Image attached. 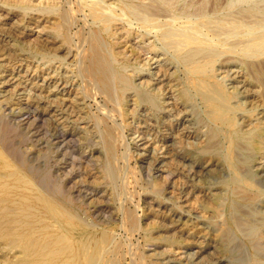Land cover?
Returning <instances> with one entry per match:
<instances>
[{
    "label": "rangeland",
    "instance_id": "obj_1",
    "mask_svg": "<svg viewBox=\"0 0 264 264\" xmlns=\"http://www.w3.org/2000/svg\"><path fill=\"white\" fill-rule=\"evenodd\" d=\"M34 1L37 4L40 0ZM65 1L74 5L77 16H73L70 28L63 32L62 29L60 30L61 24L57 14L43 15L35 9L24 11L18 7L7 6L4 0H0V133L2 130H8L14 142L18 143L16 146L23 150L19 148L21 154L24 152L22 156L28 169L30 168L29 176L36 189L43 195L57 194L67 199L68 206L78 213V218L94 235L111 234L115 241L120 243L119 264H240L234 261L239 256L233 254L232 249L235 245L241 247L243 257H252L256 263L264 264V226H262L264 225V187L259 184L258 177L254 179L251 186L237 181V178H240L235 175L231 164L234 157L238 158L240 162L238 167L243 169L264 157V134L261 135V133L259 135V147L261 148L258 149L257 156H251L249 152L251 137L256 135V138L259 134L258 127L264 126V55L258 53L255 58H249L243 51L247 43L240 44L242 39L251 38V32H253L251 26L255 24V20L261 19V11L248 12L250 17L244 19L238 13L259 2L262 5L259 3L257 6L261 8L264 2L241 0V3H235L233 7L225 5L220 11L208 12L209 16L205 18L206 20L213 22L221 20L225 23L235 20L241 24L245 23L246 28L243 32L245 37L221 34L215 24L212 25L215 28H210V30L205 27L202 30L201 39L209 38L216 43L221 49V56L213 61L204 54H197L198 60L195 58V62L187 63L183 58L184 55L196 52L197 50L194 49L197 46L178 47L175 42L163 39L160 30H149L142 27L141 16L140 18L136 16L137 7L139 8L138 2L132 1L136 6L130 2L129 13L126 12L127 14L119 19L121 22L116 20L114 21L115 26L109 28L106 27L105 21L100 17L96 18L91 13L88 6L91 0ZM155 1L171 14L169 13V17L153 20V23L168 24L184 30L185 26L194 28L193 23H198V18L201 17L194 14L198 0H153ZM76 3H79L80 7ZM80 8L84 10L79 11ZM186 9H190L189 14L185 12ZM107 11L112 14L111 11ZM116 12V14H123L125 10L118 8ZM85 18L87 20H84ZM96 32L101 37L104 50L117 72L118 83L122 84L119 89L122 91L118 92V104L109 103L100 87L97 88L94 82L90 84L81 72L82 54L88 49L90 39ZM77 48L81 52V56L78 57L81 58L76 56ZM179 53L180 55H176ZM224 63H228L235 70H240L247 78L244 89L240 87L237 90L225 74L222 75ZM251 76H255V79ZM82 77L84 80L79 79ZM93 84L96 85L91 86ZM217 86L220 87H218L220 92L215 88ZM92 89L97 92L95 93ZM251 90L256 91H254L255 95H261L259 97L263 98L261 100L263 103L250 104ZM213 91L214 94L218 93V96L215 94V97L212 94ZM219 94L222 95H220L221 98ZM220 102L223 103V107L225 105V110ZM152 104L155 105L152 106ZM205 105L206 107H203ZM99 106L105 107L111 116L103 117ZM175 112L178 113L175 114ZM102 119L108 122L106 125H116L117 128L120 125L117 129L121 137V145L118 149L119 162L115 163V168L119 171L117 182L113 181L111 176L107 177L106 181L103 180L107 163L99 164L90 160L94 153L105 151L101 141L105 130V123ZM247 124L250 125L244 128ZM240 128L243 129L241 135L238 133ZM13 132L14 134H11ZM195 133L198 134L195 135ZM210 134H214L213 137ZM234 138H237V145L232 144ZM172 139L175 143L177 140L176 145L179 150L181 149L194 159L197 157L195 160L199 162L203 159L204 161L210 159V154H204L202 149L204 151L206 148L215 150L216 156L220 158V166L226 172L223 183L208 177L205 179L207 185H203V180L190 177L181 170L177 171L176 176L156 170L154 172L153 168L151 170V167L141 160V155L145 153L154 157L153 159L158 158L164 152L165 147L163 146H166ZM10 158L18 164L12 154ZM248 158L249 161L246 162ZM31 167H34L33 170ZM41 179H44V184ZM177 188L181 192L175 190ZM244 191L246 192L243 193ZM245 200L249 202L246 203ZM127 211L134 212L137 219L138 225L134 228L135 230L131 229L127 223L125 216ZM257 212H259V217ZM251 226H256L257 229L253 235L249 236L247 231ZM231 231L236 237L231 234ZM226 256L232 259V262Z\"/></svg>",
    "mask_w": 264,
    "mask_h": 264
},
{
    "label": "bare ground",
    "instance_id": "obj_2",
    "mask_svg": "<svg viewBox=\"0 0 264 264\" xmlns=\"http://www.w3.org/2000/svg\"><path fill=\"white\" fill-rule=\"evenodd\" d=\"M37 1V0H36ZM78 1V0H76ZM88 1V0H87ZM138 2L139 8L137 7V13L139 18L141 16L142 18V27L153 30L158 29L161 32V36L163 39L175 42L176 46L178 47H184L185 45H196L197 48L194 50H197L196 52H190L186 53L184 55V60L187 63H192L195 58L198 55L204 54L207 57H210L211 60H215L216 57H220L221 49L216 43H213L211 40L201 39L202 36V30L206 27V29L210 30V28H218V31L221 32V34L225 35H235V36H241L245 37L243 34L244 28H246L245 23L241 24L240 22H236L233 20V22L225 23L221 22V20L218 21H211L206 20L209 16L208 12L215 13L217 11H220L223 6L233 7L235 3H241V0H198V6L196 8V11H194V14L201 16L198 18V23L194 24V28H190L188 26H185L184 30H181L182 28H177L175 26L170 25H160L153 23V20H156L161 17H166L169 15V11L163 8V6L159 5L156 1L153 2V0H91L88 4L89 9L91 13H93L94 16L100 17L103 21H105L106 27H112L114 25V21L119 20L123 18L131 9L130 2ZM166 1V0H165ZM235 1V2H234ZM264 2V0H261ZM34 0H4V4L7 6H10L12 8L18 7L24 11H27L28 9H35L36 11H39L43 15H53L57 14L60 21V30L62 29L63 32H65L67 29L70 28L72 23L73 16H77V11L74 7V5L69 4L68 1L65 0H40L37 2V4L34 3ZM72 2V1H71ZM189 2V1H187ZM192 2V1H191ZM196 2V1H195ZM133 3V2H132ZM190 3V2H189ZM188 3V4H189ZM194 3V1H193ZM192 3V4H193ZM260 3V2H259ZM257 3V5L259 4ZM78 6L80 7L79 3ZM137 4V5H138ZM169 4V3H168ZM262 5V3H260ZM256 4L250 8H246L244 10L239 11V16L250 17L247 13H254L255 11L260 12L261 19L255 20V24L251 26V29L253 32H251L252 36L251 38L245 40L242 39L240 41V44L247 43V45H244L243 51H245L246 56L250 57H256L258 53L264 55V3L263 6L258 8ZM133 6L134 5L133 3ZM191 6V5H190ZM111 7V8H108ZM186 7V6H185ZM192 7V6H191ZM119 9L125 10V13L123 14H116V10ZM194 8V9H195ZM83 8H80L79 11H81ZM191 9V8H190ZM190 9H186V13H190ZM243 9V8H242ZM15 10V9H14ZM84 10V9H83ZM107 10L111 11L112 14H110ZM17 11V10H16ZM89 11V12H90ZM15 12V11H13ZM134 12L133 9L131 11ZM144 14H143V13ZM22 13V12H21ZM25 13V12H23ZM131 13V14H132ZM41 14V15H42ZM90 14V13H89ZM143 14V15H141ZM171 14V13H170ZM211 14V13H210ZM135 15V14H134ZM230 15V14H229ZM232 15V14H231ZM84 16V15H83ZM174 16V14H173ZM235 16V15H234ZM235 16V17H239ZM54 17V16H53ZM132 17V16H131ZM169 17V16H168ZM227 17V16H224ZM224 17H221L224 19ZM256 17V16H255ZM44 18V17H43ZM48 18V17H47ZM52 18V17H51ZM137 18V17H136ZM172 18V17H170ZM206 18V19H205ZM228 18V17H227ZM232 18V17H230ZM254 18V17H253ZM57 19V18H55ZM77 19V18H76ZM204 19V20H202ZM234 19V18H233ZM236 20L238 18H235ZM78 20V19H77ZM84 20H87L86 18ZM139 20V19H138ZM177 20V19H176ZM197 20V19H195ZM216 20V19H215ZM239 20V19H238ZM252 20V19H250ZM120 21V20H119ZM129 21V20H128ZM228 21V20H227ZM230 21V20H229ZM228 21V22H229ZM85 22V21H84ZM121 22V21H120ZM131 22V21H130ZM197 22V21H196ZM246 22V21H245ZM134 23V22H133ZM132 23V24H133ZM169 23V22H168ZM121 24V23H120ZM130 24V23H129ZM139 24V23H138ZM215 24L217 26L212 27V25ZM248 24V22H247ZM253 24V23H252ZM250 24V25H252ZM118 25V24H117ZM172 25V24H171ZM73 27V26H72ZM128 27V26H127ZM248 27V26H247ZM56 28V27H55ZM113 28V27H112ZM108 29V28H107ZM132 29V28H131ZM134 29V28H133ZM122 30V29H121ZM120 30V31H121ZM117 31V30H116ZM214 31V29H213ZM212 31V32H213ZM216 31V30H215ZM60 32V31H59ZM109 32V31H108ZM126 32V31H125ZM128 32V31H127ZM126 32V33H127ZM218 32V33H219ZM129 33V32H128ZM151 33V32H150ZM217 33V34H218ZM53 34V33H52ZM102 34V33H101ZM105 34V33H103ZM125 34V33H123ZM148 34V33H147ZM146 34V35H147ZM214 34H216L214 32ZM212 34V35H214ZM250 34V35H251ZM57 35V34H56ZM129 35V34H128ZM132 36V34H130ZM220 35V34H219ZM218 35V36H219ZM91 36V35H90ZM248 36V35H247ZM225 37V36H224ZM234 37V36H233ZM89 38V37H88ZM211 38V37H210ZM232 38V37H231ZM129 39V38H128ZM69 40V39H68ZM85 40V38H84ZM91 42L84 54H82V74L84 77L87 78V81L94 82L100 87V90L105 95L107 101L109 103H117L118 101V92L122 91L120 89V83H118V77L117 72L112 66V63L110 62L104 47L102 43V39L99 36V34L96 32L91 37ZM61 41V40H60ZM70 41V40H69ZM163 41V40H162ZM66 42V41H65ZM64 42V43H65ZM114 43V42H112ZM165 43V41H164ZM84 45V44H83ZM86 45V44H85ZM115 45V44H114ZM169 45V44H168ZM227 45V44H226ZM66 46V45H65ZM166 49H167V45ZM173 46V45H172ZM188 46V47H189ZM84 47V46H83ZM241 47V46H240ZM243 47V46H242ZM80 48V47H79ZM85 48V47H84ZM82 48V49H84ZM170 48V47H169ZM173 49V48H171ZM170 49V50H171ZM175 49V48H174ZM191 49V48H190ZM169 50V49H168ZM77 58H81L78 56H81L80 49L77 48ZM191 51V50H190ZM183 52V51H181ZM174 53V52H173ZM5 54V53H4ZM198 54V55H197ZM176 55H180L176 54ZM262 55V56H263ZM177 57V56H175ZM205 57V58H207ZM179 58V57H178ZM182 58V57H180ZM179 58V59H180ZM258 58V57H257ZM76 59V58H75ZM197 59V58H196ZM200 59V58H199ZM227 59V58H226ZM259 59V58H258ZM78 60V59H77ZM198 60V59H197ZM201 60V59H200ZM203 60V59H202ZM207 60V59H206ZM209 60V59H208ZM210 60V61H211ZM229 60V58H228ZM234 60V59H233ZM250 60V59H248ZM247 60V61H248ZM253 60V59H252ZM184 61V62H185ZM255 61V60H254ZM257 61V60H256ZM259 61V60H258ZM195 62V61H194ZM227 62V61H226ZM197 63V62H196ZM249 63V61H248ZM194 64V63H193ZM242 64V62H241ZM252 64V63H251ZM249 64V65H251ZM186 65V64H185ZM253 65V64H252ZM79 66V65H78ZM193 66V65H192ZM80 67V66H79ZM244 67V66H243ZM167 69V68H166ZM165 69V70H166ZM256 69V68H255ZM78 70V69H77ZM159 70V69H158ZM222 75L225 74V76L228 78V80L233 84L234 88H240L242 87L244 89L245 85V79H247L240 70L233 69L228 63H224L222 65ZM259 70V69H258ZM79 71V70H78ZM162 71V70H161ZM160 72V71H159ZM169 72V71H168ZM251 72V71H250ZM246 73V72H245ZM258 73V71H257ZM260 73V72H259ZM78 74V73H77ZM170 74V73H168ZM253 74V73H251ZM250 74V75H251ZM255 74V73H254ZM156 76V73L154 74ZM173 75V73H172ZM260 75V74H259ZM263 75V74H262ZM161 76V75H160ZM81 77V76H79ZM166 77V76H165ZM253 77V76H251ZM255 77V76H254ZM253 77V78H254ZM159 78V77H158ZM226 78V79H227ZM79 79H83L79 78ZM122 79V78H121ZM153 79V78H152ZM164 79V77H163ZM168 79V78H167ZM255 79V78H254ZM261 79V78H260ZM46 80V79H45ZM84 80V79H83ZM86 80V79H85ZM157 80V77H156ZM155 80V81H156ZM166 80V79H165ZM169 80V79H168ZM172 80V79H171ZM174 80V79H173ZM210 80V79H209ZM251 80V79H250ZM120 81V80H119ZM151 81V80H150ZM161 81V79L159 80ZM167 81V80H166ZM248 81V80H247ZM81 82V80H80ZM124 82V81H123ZM171 82V81H170ZM176 82V81H175ZM206 82V81H205ZM251 82V81H249ZM257 82V80H256ZM5 83V82H4ZM82 83V82H81ZM127 83V82H126ZM200 83H203L200 81ZM7 84V83H6ZM96 84H93L91 86H94ZM129 84V83H128ZM154 84V83H153ZM163 84V83H162ZM167 84V83H166ZM171 84V83H170ZM169 84V85H170ZM214 84V83H213ZM144 85V83H143ZM199 85V84H197ZM194 85V86H197ZM201 85V84H200ZM199 85V86H200ZM207 85H209L207 83ZM217 85V84H216ZM223 85V84H222ZM82 86V85H81ZM80 86V89H81ZM126 86V85H125ZM163 86V85H162ZM167 86V85H166ZM173 86V85H172ZM175 86V85H174ZM177 86V85H176ZM175 86V87H176ZM198 86V87H199ZM205 86V85H204ZM210 86V85H209ZM220 86V85H219ZM217 88L218 90V87ZM88 87V86H87ZM96 87V86H95ZM129 87V86H128ZM145 87V86H143ZM158 87V86H157ZM165 87V86H164ZM180 87V86H179ZM182 87V86H181ZM202 87V86H201ZM214 87V86H213ZM221 87V86H220ZM219 87V88H220ZM248 87V86H247ZM83 88V87H82ZM94 88V87H93ZM96 88V89H97ZM124 88V87H123ZM174 88V87H173ZM185 88V87H184ZM212 88V87H211ZM84 89V88H83ZM89 89V88H88ZM131 89V88H130ZM156 89V87H155ZM172 89V88H171ZM199 89V88H196ZM202 89V88H201ZM206 89V86H205ZM213 89V88H212ZM224 89V88H222ZM226 89V88H225ZM242 89V90H243ZM249 89V88H248ZM256 89V88H255ZM98 90V91H100ZM184 90V89H183ZM203 90V89H202ZM210 90V89H209ZM208 90V91H209ZM214 90V89H213ZM238 90V89H237ZM240 90V89H239ZM263 90V88H262ZM92 91H95L92 89ZM176 91V90H175ZM189 91V90H188ZM212 91V90H211ZM219 91V90H218ZM224 91V90H222ZM248 91V90H247ZM255 91V90H254ZM253 90H251V97L252 98L249 102L250 104H258L260 105V102L263 98L260 99L259 96L255 95ZM264 91V90H263ZM262 91V92H263ZM82 92V91H81ZM87 92V91H86ZM89 92V91H88ZM97 91H95L96 93ZM124 92V91H123ZM172 92V91H171ZM201 92V91H200ZM205 92V91H204ZM220 92V91H219ZM227 92V91H226ZM246 92V91H245ZM256 92V91H255ZM122 93V92H121ZM198 93V92H197ZM230 93V92H229ZM235 93V92H234ZM240 94V92H238ZM237 93V94H238ZM180 94V93H179ZM202 94V93H200ZM205 94V93H203ZM214 94V91L213 93ZM216 95L218 93H215ZM214 94V96H215ZM222 94V93H221ZM219 94V96L221 95ZM183 95V94H181ZM185 95V94H184ZM245 95V94H243ZM247 95V94H246ZM250 95V94H249ZM86 96V95H85ZM209 96V95H207ZM218 96V95H217ZM222 96V95H221ZM220 96V98H221ZM227 96V95H226ZM236 96V95H235ZM95 97V95H94ZM103 97V95L101 96ZM100 97V98H101ZM139 97V96H138ZM180 97V95H179ZM182 97V96H181ZM190 97V96H189ZM201 97V96H200ZM204 97V96H202ZM210 97V96H209ZM216 97V96H215ZM234 97V96H232ZM263 97V96H262ZM84 98V97H83ZM87 98V97H86ZM199 98V96H198ZM205 98V97H204ZM212 98V97H210ZM214 98V97H213ZM212 98V99H213ZM223 98V97H222ZM249 98V97H248ZM179 99V98H178ZM185 99V98H184ZM208 99V98H207ZM218 99V98H217ZM225 99V98H223ZM222 99V100H223ZM227 99V98H226ZM90 100V99H89ZM94 100V99H91ZM228 100V99H227ZM233 100V99H232ZM175 101H177L175 99ZM174 101V102H175ZM195 101V100H194ZM202 101V100H201ZM211 101V99H210ZM226 101V100H225ZM99 102V101H98ZM105 102V101H104ZM150 102V101H148ZM179 102V100H178ZM181 102V101H180ZM205 102V99H204ZM219 102V101H218ZM223 102V101H222ZM55 103V102H54ZM139 103V102H138ZM143 103V102H142ZM189 103V102H188ZM212 103V102H211ZM221 103V102H220ZM227 103V101H226ZM230 103V102H229ZM248 103V102H247ZM56 104V103H55ZM147 104V103H146ZM173 104V103H172ZM195 104V103H194ZM206 104V103H205ZM223 103H221L222 106ZM232 104V103H231ZM53 105V104H52ZM109 105V104H107ZM155 104H152V106ZM181 105V104H180ZM187 105V104H186ZM57 106V105H55ZM146 106V105H145ZM197 106V105H196ZM227 106V105H226ZM249 106V104L247 105ZM251 106V105H250ZM178 107V106H177ZM203 107H206L203 106ZM208 107V106H207ZM223 107V106H222ZM225 107V105H224ZM223 107V109H224ZM229 107V106H227ZM257 107V106H256ZM264 107V106H263ZM26 108V107H25ZM29 108V107H27ZM172 108V106H171ZM194 108V107H193ZM200 108V107H199ZM231 109V107H229ZM46 109V108H45ZM101 115L105 118H109L111 116V113L107 111L105 107H100ZM157 109V107H155ZM176 109V108H175ZM182 109V108H181ZM201 109V108H200ZM220 109V108H219ZM250 109V107H249ZM255 109V108H254ZM44 110V109H43ZM178 110V109H177ZM209 110V109H208ZM214 110V109H212ZM225 110V109H224ZM58 111V110H57ZM63 111V110H62ZM119 111V110H118ZM117 111V112H118ZM123 111V110H122ZM145 111V110H144ZM176 111V110H175ZM187 112V110H185ZM195 111V110H194ZM202 111V110H201ZM205 112H207L204 109ZM33 112V111H32ZM167 112V111H166ZM174 112V109H173ZM182 112V111H181ZM232 112V111H231ZM264 112V111H263ZM54 113V112H53ZM154 113V112H153ZM178 112H175V114ZM185 113V112H184ZM196 113V111H195ZM208 113V112H207ZM213 113V112H212ZM215 113V112H214ZM218 113V112H217ZM233 113V112H232ZM30 114V113H29ZM55 114V113H54ZM57 114V112H56ZM59 114V113H58ZM120 114V113H119ZM148 114V113H147ZM181 114V113H180ZM209 114V113H208ZM227 113H225L226 115ZM263 114V113H262ZM34 115V114H33ZM123 115V114H122ZM178 115V114H177ZM199 115V114H197ZM222 114H220L221 116ZM228 115V114H227ZM11 116V115H10ZM30 116V115H29ZM52 116V115H51ZM121 116V115H120ZM153 116V115H152ZM188 116V114H187ZM195 116V115H194ZM193 116V117H194ZM219 116V117H220ZM230 116V115H229ZM245 115H243L244 117ZM249 116V115H248ZM247 116V117H248ZM261 116V115H260ZM63 117V116H62ZM191 117V116H190ZM196 117V116H195ZM201 117V116H200ZM213 117V116H212ZM224 117V116H223ZM226 117V116H225ZM224 117V118H225ZM246 117V116H245ZM253 117V116H252ZM251 117V118H252ZM259 117V115H258ZM1 118V117H0ZM8 118V117H7ZM23 118V117H22ZM33 118V117H32ZM36 118V117H35ZM41 118V117H40ZM115 118V117H114ZM37 119V118H36ZM45 119V118H44ZM162 119V118H161ZM186 119V118H185ZM190 119V118H189ZM209 119V118H208ZM254 119V118H252ZM38 120V119H37ZM54 120V119H53ZM61 120V119H60ZM110 121V119H108ZM160 120V119H159ZM188 120V119H187ZM214 120V119H213ZM218 120V119H217ZM216 120V121H217ZM220 120V119H219ZM218 120V121H219ZM232 120V119H231ZM52 121V120H51ZM103 123H105L104 127V136L102 137L101 141L104 145L105 151L104 152H96L94 153L90 158V160L96 161L99 164L103 162L107 163V169L105 171V177H103V180L106 181L107 177L111 176L112 180L117 182L119 180V171L115 168V163L119 162V156H118V149L121 145V137L118 132V128L120 125H118V128L116 125H106L108 122L104 119H102ZM202 121V120H201ZM221 121V120H220ZM224 121V119H223ZM245 121V120H243ZM47 122V121H46ZM193 122V121H192ZM203 122V121H202ZM206 122V121H205ZM228 122V121H227ZM235 122V121H234ZM9 123V120H8ZM13 123V122H11ZM24 123V122H23ZM45 123V122H44ZM54 123V122H53ZM99 123V122H98ZM194 123V122H193ZM209 123V122H208ZM222 123V122H221ZM16 124V122H15ZM22 124V123H21ZM25 124V123H24ZM28 124V123H27ZM42 124V123H41ZM50 124V123H48ZM47 124V125H48ZM52 124V122H51ZM149 124V123H148ZM160 124V123H159ZM211 124V123H209ZM260 124V122H259ZM1 125V123H0ZM20 125V123H19ZM32 125V124H31ZM53 125V124H52ZM144 125V124H143ZM151 125V124H150ZM156 125V124H155ZM240 125V124H239ZM250 124H247L244 128L249 126ZM253 125V124H252ZM261 125V124H260ZM16 126V125H15ZM30 126V125H29ZM196 126V125H195ZM203 126V125H202ZM210 126V125H209ZM259 126V125H258ZM11 127V126H10ZM32 127V126H30ZM34 127V126H33ZM36 127V126H35ZM59 127V126H58ZM146 127V126H145ZM164 127V126H163ZM182 127V126H181ZM190 127V126H189ZM201 127V126H200ZM205 127V126H204ZM235 127V125L233 126ZM264 127V126H263ZM263 127H258L259 134L255 138L251 137V149L249 152H251V156H257L259 147V139H260V133L261 135L264 134ZM4 128V126H3ZM2 128V129H3ZM18 128V127H17ZM37 128V127H36ZM48 128V127H47ZM51 128V126H50ZM56 128V127H55ZM155 128V127H154ZM166 128V127H165ZM243 128V127H242ZM250 129L252 127H249ZM5 129V128H4ZM15 129V128H14ZM13 129V130H14ZM20 129V128H19ZM148 129V128H147ZM162 129V128H161ZM186 129V128H185ZM194 129V127H193ZM204 129V128H203ZM215 129V128H213ZM16 130V129H15ZM14 130V131H15ZM60 130V129H59ZM58 130V131H59ZM198 130V129H196ZM202 130V129H201ZM210 130V129H208ZM232 130V129H231ZM247 130V129H246ZM245 130V131H246ZM12 131V130H11ZM53 131V129H52ZM156 131V130H155ZM190 131V130H189ZM199 131V130H198ZM243 129L240 128V131L238 130V133L241 135ZM167 132V131H166ZM185 132V131H184ZM187 132V131H186ZM204 132V131H203ZM21 133V132H20ZM67 133V131H66ZM71 133V132H70ZM189 133V132H187ZM202 133V132H201ZM208 133V131H207ZM212 133V132H211ZM214 133V132H213ZM11 134H14L11 133ZM19 134V133H18ZM76 134V133H75ZM162 134V133H161ZM164 134V133H163ZM198 133H195V135ZM248 134V133H247ZM185 135V133H184ZM191 135V133L189 134ZM206 135V134H205ZM214 134H210V136L213 137ZM249 135V134H248ZM166 136V135H165ZM180 136V135H179ZM209 136V137H210ZM243 136V135H242ZM251 136V135H250ZM253 136V135H252ZM17 137V136H16ZM69 137V136H68ZM170 137V136H169ZM177 137V136H175ZM183 137V136H182ZM181 137V138H182ZM189 137V136H188ZM204 137V136H202ZM208 137V136H207ZM206 137V138H207ZM208 137V138H209ZM211 137V138H212ZM241 137V136H240ZM205 138V139H206ZM217 138V137H216ZM215 138V139H216ZM247 138V137H246ZM17 139V138H16ZM21 139V138H20ZM169 139V138H168ZM178 139V138H177ZM195 139V138H194ZM23 140V139H22ZM22 140H20L22 142ZM39 140V139H38ZM62 140V139H61ZM176 140V139H175ZM250 140V138H249ZM18 141V140H17ZM68 141V140H67ZM237 138L232 139V144H236ZM244 141V140H243ZM247 141V140H246ZM19 142V141H18ZM199 142V141H198ZM239 142V141H238ZM242 142V141H241ZM17 143V142H16ZM16 143L14 142V139L11 138L10 132L8 133V130H2L0 133V264H119L118 256L120 254V243L118 244L114 237L109 233H103L100 236L94 235L91 233L88 229V227L78 218V213L70 208L68 206L67 199H63L60 196L56 195H43L41 194L36 187L34 186L29 174H30V168L28 169L27 163L24 159V157L21 154V148L16 146ZM70 143V142H69ZM177 143V140H176ZM175 141L169 140L168 143L164 149V152L160 154L158 158L153 159L154 157H151L150 155H141V160L144 163H147L149 168L152 170L154 169V172L160 171L164 172L167 175H175L177 171L179 172H185L188 176L193 178H198L204 181L203 185L206 184V178H214L219 181H223V177L226 175L225 170L220 166V158L219 156H216L215 150L213 149H207L204 151V154H210V159L207 161L199 162L192 158L189 155L185 154L181 149L179 150L178 146L176 145ZM214 143V142H212ZM249 143V142H246ZM18 144V143H17ZM183 144V143H182ZM61 145V144H60ZM66 145V144H65ZM165 145V144H164ZM206 145V144H205ZM211 145V144H210ZM217 145V144H215ZM237 145V144H236ZM245 145V144H244ZM21 146V145H20ZM202 146V145H201ZM248 146V144H247ZM203 147V146H202ZM208 147V146H207ZM215 147V146H214ZM219 147V146H218ZM217 147V148H218ZM237 147V146H236ZM250 147V146H249ZM67 148V146H66ZM230 148V146H229ZM248 149V147H246ZM216 149V148H215ZM236 149V148H235ZM184 150V149H183ZM190 151V150H189ZM217 151V150H216ZM220 151V150H219ZM246 151V150H245ZM244 151V152H245ZM201 152V151H200ZM12 154L14 158L17 160L16 164L11 158L10 155ZM220 153V152H219ZM226 153V151H225ZM247 153V152H246ZM126 154V153H125ZM151 154V153H150ZM192 154V153H191ZM196 154V151H195ZM238 154V153H237ZM250 154H248L250 156ZM200 155V154H199ZM198 155V156H199ZM207 155V156H208ZM204 156V155H203ZM47 157V156H46ZM156 157V155H155ZM239 158L241 156H238ZM262 157V156H261ZM140 158V157H139ZM244 158V157H243ZM82 159V158H81ZM258 159V158H256ZM29 160V159H28ZM255 160V159H254ZM19 161V162H18ZM249 161V158L246 162ZM224 162V161H223ZM245 162V160H244ZM33 164V163H32ZM223 164V163H222ZM232 169L234 170V173L236 176H238L240 179L237 178V181H242L244 184H247L249 186L252 185V182L255 178L258 177L259 184L264 187V157L259 161H255L254 164H252L250 167H245L243 169H239L238 165L240 164L238 158H233L231 161ZM30 165V164H29ZM40 165V164H39ZM245 165V163H244ZM36 165H34L35 167ZM45 166V164H44ZM50 165H48L49 167ZM226 166V165H225ZM33 167V168H34ZM42 167V166H41ZM47 167V168H48ZM146 167V166H145ZM32 168V167H31ZM32 168V170H33ZM147 168V167H146ZM31 170V171H32ZM52 170V169H51ZM149 170V171H151ZM156 170V171H155ZM35 171V170H34ZM46 171V170H45ZM49 172V171H48ZM47 172V173H48ZM229 172V171H228ZM40 173V172H39ZM158 173V172H157ZM41 174V173H40ZM179 174V173H178ZM231 174V172H229ZM233 174V173H232ZM51 175V174H50ZM177 175V174H176ZM175 175V176H176ZM49 176V175H48ZM47 176V177H48ZM180 176V175H178ZM234 176V175H233ZM39 177V175H38ZM45 177V175H44ZM43 177V178H44ZM50 177V176H49ZM99 177V176H98ZM37 178V177H36ZM169 178V177H168ZM225 178V177H224ZM48 179V178H47ZM167 179V178H166ZM171 179V178H169ZM175 179V178H174ZM182 179V178H181ZM231 179V178H230ZM234 179V178H233ZM42 183L44 179H41ZM165 180V179H164ZM210 181V180H209ZM233 181V180H232ZM231 181V182H232ZM50 182V181H49ZM98 182V181H97ZM170 182V181H169ZM172 182V181H171ZM216 182V181H215ZM218 182V181H217ZM234 182V181H233ZM60 183V182H59ZM64 183V182H62ZM61 183V184H62ZM186 183V182H185ZM223 183V182H222ZM235 183V182H234ZM237 183V182H236ZM240 183V182H239ZM238 183V185H240ZM254 183V182H253ZM44 184V183H43ZM57 184V183H56ZM187 184V183H186ZM257 184V183H256ZM255 184V185H256ZM165 185V184H164ZM210 185V184H209ZM56 186V185H55ZM60 186V184H59ZM166 186V185H165ZM177 186V185H176ZM221 186V185H219ZM258 186V185H257ZM256 186V187H257ZM45 187V185H44ZM43 187V188H44ZM192 187V186H191ZM209 187V186H208ZM51 187H49L50 189ZM160 188V187H159ZM158 188V189H159ZM198 188V187H197ZM211 188V187H210ZM237 190V187H235ZM241 188V187H240ZM252 188V187H251ZM261 188V187H260ZM213 189V187H212ZM242 189V188H241ZM247 189V188H246ZM262 189V188H261ZM43 190V189H42ZM177 191V189H175ZM219 190V189H218ZM224 190V189H223ZM227 190V189H226ZM225 190V191H226ZM235 190V189H234ZM238 191V190H237ZM236 191V192H237ZM243 191V189H242ZM253 191V190H252ZM181 192V191H179ZM178 192V193H179ZM196 192V191H195ZM227 192V191H226ZM233 192V191H232ZM244 191L243 193H245ZM257 192V191H256ZM160 193V192H159ZM183 193V192H182ZM218 193V192H217ZM225 193V192H224ZM251 193V192H250ZM255 193V192H254ZM180 194V193H179ZM227 194V193H226ZM253 194V193H252ZM65 195V194H64ZM234 195V194H233ZM241 195V194H240ZM254 195V194H253ZM260 195V194H259ZM247 196V195H246ZM263 196V195H261ZM159 197V196H158ZM208 197V196H207ZM235 197V196H234ZM237 197V196H236ZM241 197V196H240ZM257 197V196H256ZM131 198V197H130ZM69 199V198H68ZM127 199V198H126ZM247 199V198H246ZM156 200V199H154ZM257 200V199H256ZM159 201V200H158ZM225 201V200H224ZM252 201V200H251ZM250 201V202H251ZM166 202V201H164ZM198 202V201H197ZM201 202V201H200ZM199 202V203H200ZM246 202V200H245ZM249 202V201H247ZM246 202V203H247ZM156 203V202H155ZM167 203V202H166ZM202 203V202H201ZM264 203V202H263ZM206 204V202H205ZM261 204V203H260ZM164 205V204H163ZM203 205V204H202ZM234 205V204H233ZM239 205V204H238ZM221 206V205H220ZM168 207V206H167ZM211 207V205H210ZM248 207V206H247ZM96 208V207H95ZM242 208V207H241ZM261 208V207H260ZM259 208V209H260ZM236 209V208H235ZM244 209V206H243ZM248 209V208H247ZM257 209V208H256ZM130 210V209H129ZM214 210V209H213ZM217 210V209H216ZM237 210V209H236ZM252 210V209H251ZM96 211L97 208H96ZM245 211V210H244ZM253 211V210H252ZM258 211V210H257ZM187 212V211H186ZM185 212V213H186ZM217 212V211H216ZM240 213V212H239ZM258 217H259V212ZM257 213L255 215H257ZM218 214V213H217ZM106 215V214H105ZM221 215V214H219ZM245 215V214H244ZM127 223L130 226L131 229L136 228L138 225L137 219L134 215V212L127 211L125 213ZM222 216V215H221ZM220 217V216H219ZM253 217V216H252ZM216 218V217H215ZM238 218V217H236ZM261 219V218H260ZM258 219V220H260ZM216 221V220H215ZM222 221V220H221ZM264 221V219H263ZM254 222V221H253ZM252 222V223H253ZM259 223V222H258ZM219 224V223H218ZM217 224V225H218ZM237 224V223H236ZM241 225V224H240ZM239 225V226H240ZM260 225V224H259ZM220 226V224H219ZM235 226V225H234ZM238 226V225H237ZM243 226V225H242ZM264 226V225H262ZM96 227V226H95ZM238 228V227H237ZM262 228V227H261ZM216 229V228H215ZM257 229L256 226H251L248 231L247 235H253L255 233V230ZM129 230V229H128ZM135 230V229H134ZM219 229H217L218 231ZM223 230V229H222ZM241 231V230H240ZM219 232V231H218ZM228 232V231H227ZM235 237L236 235L231 231ZM242 232H244L242 230ZM102 233V232H101ZM223 233V232H222ZM241 233V232H240ZM204 234V233H203ZM227 234V233H226ZM264 234V233H263ZM223 235V234H222ZM231 235V236H233ZM200 236V235H199ZM246 236V235H245ZM244 236V237H245ZM243 237V238H244ZM248 237V236H247ZM255 237V236H254ZM263 237V236H262ZM222 239V238H220ZM225 239V237H224ZM250 239V238H249ZM261 240V239H260ZM228 241V240H227ZM234 241V240H233ZM231 241V242H233ZM236 241V240H235ZM234 241V242H235ZM255 241V240H254ZM199 242V241H198ZM201 242V241H200ZM239 242V241H238ZM253 242V241H252ZM251 242V243H252ZM240 243V242H239ZM205 244V243H204ZM211 244V243H210ZM220 244V243H219ZM231 244V243H230ZM229 244V246H230ZM253 244V243H252ZM213 245V244H212ZM226 246V245H225ZM199 247V246H198ZM224 247V246H223ZM109 248V249H108ZM264 248V247H263ZM202 251V250H201ZM230 251V249H229ZM233 254H237V256L234 261L240 264H259L256 263L255 259L252 257L245 258L241 255V247L238 245H235L232 249ZM122 253V252H121ZM199 253V252H198ZM197 253V254H198ZM208 253V252H207ZM217 253V252H216ZM230 253V252H229ZM204 254V253H203ZM232 254V253H230ZM257 254V253H256ZM264 254V253H263ZM121 255V254H120ZM211 255V254H209ZM208 256V254H207ZM203 257H205L203 255ZM202 258V257H201ZM209 258V257H208ZM227 258V256H226ZM229 259V258H227ZM213 260V259H212ZM230 260V259H229ZM232 260V259H231ZM230 260V261H231ZM211 261V260H210ZM226 261V260H225ZM233 261V262H234ZM232 262V261H231ZM198 263V262H197ZM214 263V262H213ZM138 264V263H137ZM144 264V263H143ZM203 264V263H202ZM208 264V263H207ZM211 264V263H209Z\"/></svg>",
    "mask_w": 264,
    "mask_h": 264
}]
</instances>
